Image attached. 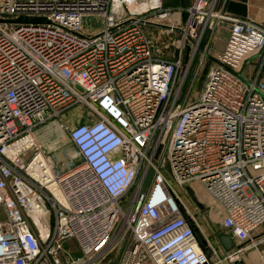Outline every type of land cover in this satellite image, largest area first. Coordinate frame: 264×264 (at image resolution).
<instances>
[{"label": "built area", "instance_id": "1", "mask_svg": "<svg viewBox=\"0 0 264 264\" xmlns=\"http://www.w3.org/2000/svg\"><path fill=\"white\" fill-rule=\"evenodd\" d=\"M146 1L0 0V264H62L67 237L81 256L66 264H95L127 230L119 264H218L156 163L163 151L173 180L198 181L222 209L225 232L264 264V27L225 12V0L184 8L178 50L197 49L222 23L228 35L201 95L183 104L174 91L180 50H155L146 31L156 24L176 32L174 10ZM88 15L102 24L85 32ZM21 16L45 21H10ZM76 106L87 120L58 126L81 162L61 170L34 131Z\"/></svg>", "mask_w": 264, "mask_h": 264}, {"label": "rangeland", "instance_id": "2", "mask_svg": "<svg viewBox=\"0 0 264 264\" xmlns=\"http://www.w3.org/2000/svg\"><path fill=\"white\" fill-rule=\"evenodd\" d=\"M101 24H102V18L98 15H88L83 18V30L85 32L93 31L94 29L100 27ZM220 26H222L221 28H224L225 31H228V24L222 23L221 25H219V27ZM176 27L178 28L176 29V32L170 34L166 33L163 26L157 28L147 26L146 31L148 37L151 38L152 40L153 47L155 50L157 48L159 50L161 49L164 50L163 46L166 44H167L166 48H168L170 52H172L174 55L179 53L180 50L181 52L180 69L178 72L174 91H175V95H177V100L179 102L183 104H188L194 101L195 99H197L201 95L204 89V85L206 83L209 70L213 65V61H214L213 59L215 58L212 54L209 53V50H210V43L213 40L214 34L211 37L205 36L199 43L197 49H193L192 44H188V45L185 44L183 49L181 48L178 50V48L176 47V42L178 39H180V31L181 29H183V25L178 24L176 25ZM163 53L165 54V51ZM244 73L247 74L246 71ZM72 109L67 111L61 117L60 121L57 120L59 122L57 123L55 122L57 127L60 128L58 124H61V122H63L65 126L71 128L72 126L87 120L84 110L83 112H80L76 110L74 111ZM53 121L54 120L46 124H43L44 126L42 125L43 126L42 128L45 129L52 128L51 126L53 125H49V124L52 123ZM62 131L64 133L59 139V143L62 142L59 148L62 147L65 148L69 155L67 158H65L66 163L64 164L61 162L60 164L55 161L52 162H54V164L57 165L61 170H64L66 169L67 166L71 164L73 165L79 164L81 162V159L76 154L74 147L70 143L67 136V131L66 130H62ZM37 144L39 145L41 151L46 156L51 157V155L53 154L52 152L49 153V150L46 149L45 146H41L39 141L37 142ZM156 163H158L160 171L163 173L167 181L170 183L175 193L181 198L187 209H189L194 215L198 225L202 230L203 237H205L211 243V245L216 249L217 254L219 256L218 264H232V261L237 258H241L242 260H244V258L247 256L249 251L256 250L254 248H246V249H241L240 251V249H237V247H239L238 243H235L236 241H234V245L232 249L227 252L224 251L219 246L218 241L216 239L217 232L219 231L225 232V230L227 229L223 225L224 213L220 208V206L210 198V196L205 192L204 188L201 186V184L198 181H192L184 186L178 185L173 180L170 174L167 157L164 151L160 154ZM187 187L193 191V194L195 195L197 201L201 204V206H199L192 199L189 192L187 191ZM129 237L130 235L127 230L121 238L112 240L110 243L111 245L110 244L108 245L106 252L99 257L98 261H96L95 264H119L121 256L124 251V247L126 246ZM256 251L258 254L256 255L257 259L259 257L260 260L259 252L258 250ZM230 254H232L233 257H230ZM58 256L62 264H66L68 261L72 259L79 258L81 256V251H80V247L78 246L77 240L74 237H67L63 243L62 249L59 251Z\"/></svg>", "mask_w": 264, "mask_h": 264}, {"label": "crops", "instance_id": "3", "mask_svg": "<svg viewBox=\"0 0 264 264\" xmlns=\"http://www.w3.org/2000/svg\"><path fill=\"white\" fill-rule=\"evenodd\" d=\"M193 1L194 0H159L163 8H170L174 10L170 16V22L175 23L177 25H183L185 23L188 14L186 11H184V8H188L193 3ZM223 10L231 15H235L242 18H248L259 26L264 27V0H225ZM147 26L153 28L159 27L156 24H151ZM221 27L222 26H220L215 31L213 40L210 43L209 53L212 54L215 59L222 51L226 37L228 35V31H225L224 28ZM260 61V57H255L244 65L243 76L246 79L252 77L255 68L260 63ZM245 71L247 72V74L244 73ZM260 77L262 80H264V61ZM72 110L83 112L84 108L76 106ZM43 126L36 128L34 131V136L37 142L39 141L41 146H45L46 149L49 150V153H53L51 157L49 156L52 161L58 162L59 164L60 162L63 164L66 163L65 158H67L69 154L65 148H59V146L62 144V142L59 143V139L61 138L64 132L59 127L51 126L52 128L45 129L42 128ZM262 230L264 229H259V232ZM237 249L240 248L237 247ZM256 255H258L256 250L249 251L243 261L245 262V264H262L261 260H259V257L257 259Z\"/></svg>", "mask_w": 264, "mask_h": 264}, {"label": "water", "instance_id": "4", "mask_svg": "<svg viewBox=\"0 0 264 264\" xmlns=\"http://www.w3.org/2000/svg\"><path fill=\"white\" fill-rule=\"evenodd\" d=\"M13 22H24V23H37V22H44L45 18L42 17H27V16H21L18 17L15 20H10ZM162 149V144H159V146L156 149V152L154 154V160H156L159 156V153ZM152 173H153V168L149 167L146 176L144 178L143 184H142V191H145L150 180L152 177ZM187 191L189 192L190 196L192 197V199L199 205L201 206V204L197 201V198L195 197V195L193 194V191L187 187ZM181 213L187 217V215L185 214L184 209L181 207L180 208ZM192 231L195 235V238L200 246V248L202 249V251L206 254V256H210L211 255V249L207 246V241L199 234L197 228L195 226H193L192 222H189ZM216 239L218 241L219 246L224 250V251H230L234 245V240L224 231H219L216 233ZM232 264H245V262L241 259V258H237L235 260L232 261Z\"/></svg>", "mask_w": 264, "mask_h": 264}, {"label": "bare ground", "instance_id": "5", "mask_svg": "<svg viewBox=\"0 0 264 264\" xmlns=\"http://www.w3.org/2000/svg\"><path fill=\"white\" fill-rule=\"evenodd\" d=\"M149 1H150V3H153V2H155L156 0H147L146 2H149ZM147 5H148V3H143L141 7H142V8H145ZM49 125H53V127H57L55 121H53V122L50 123Z\"/></svg>", "mask_w": 264, "mask_h": 264}, {"label": "trees", "instance_id": "6", "mask_svg": "<svg viewBox=\"0 0 264 264\" xmlns=\"http://www.w3.org/2000/svg\"><path fill=\"white\" fill-rule=\"evenodd\" d=\"M226 12V11H225Z\"/></svg>", "mask_w": 264, "mask_h": 264}]
</instances>
